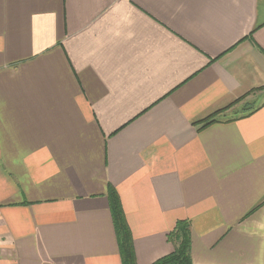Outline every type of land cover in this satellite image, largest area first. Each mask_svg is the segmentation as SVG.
I'll return each instance as SVG.
<instances>
[{"label":"crops","instance_id":"obj_1","mask_svg":"<svg viewBox=\"0 0 264 264\" xmlns=\"http://www.w3.org/2000/svg\"><path fill=\"white\" fill-rule=\"evenodd\" d=\"M110 188L138 264H264V0H0V264H122Z\"/></svg>","mask_w":264,"mask_h":264},{"label":"trees","instance_id":"obj_2","mask_svg":"<svg viewBox=\"0 0 264 264\" xmlns=\"http://www.w3.org/2000/svg\"><path fill=\"white\" fill-rule=\"evenodd\" d=\"M215 121L216 119L210 116L200 123L202 126H207ZM108 197L122 264H138L135 256L132 233L128 226L120 197L115 188L109 189ZM169 241L174 244L175 250L153 264H192L190 222L187 220L178 221L174 230L169 234Z\"/></svg>","mask_w":264,"mask_h":264}]
</instances>
